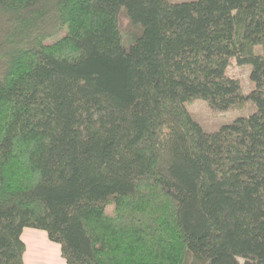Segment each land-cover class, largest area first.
<instances>
[{"label":"trees","instance_id":"obj_1","mask_svg":"<svg viewBox=\"0 0 264 264\" xmlns=\"http://www.w3.org/2000/svg\"><path fill=\"white\" fill-rule=\"evenodd\" d=\"M198 98L256 108L208 132ZM28 227L67 264H264V0H0V264Z\"/></svg>","mask_w":264,"mask_h":264},{"label":"rangeland","instance_id":"obj_2","mask_svg":"<svg viewBox=\"0 0 264 264\" xmlns=\"http://www.w3.org/2000/svg\"><path fill=\"white\" fill-rule=\"evenodd\" d=\"M250 70L251 67L249 65H240L236 61H233L228 67L229 75L241 79L245 93H248L252 87V83L250 81ZM188 108L194 119L201 124L203 129L211 132L220 129L224 124L232 122L237 116L250 114L253 110H255L256 106L254 103L249 102L241 107H233L225 111H218L211 108L206 100L198 98L192 103H189Z\"/></svg>","mask_w":264,"mask_h":264},{"label":"crops","instance_id":"obj_3","mask_svg":"<svg viewBox=\"0 0 264 264\" xmlns=\"http://www.w3.org/2000/svg\"><path fill=\"white\" fill-rule=\"evenodd\" d=\"M22 237L26 243L24 264H67L60 244L52 241L46 231L28 227Z\"/></svg>","mask_w":264,"mask_h":264}]
</instances>
